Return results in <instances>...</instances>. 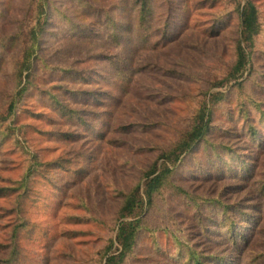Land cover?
Returning <instances> with one entry per match:
<instances>
[{"label": "rangeland", "instance_id": "obj_1", "mask_svg": "<svg viewBox=\"0 0 264 264\" xmlns=\"http://www.w3.org/2000/svg\"><path fill=\"white\" fill-rule=\"evenodd\" d=\"M246 1L153 0L152 19L142 28L132 3L42 0L49 23L25 63L31 70L23 67L17 86L30 32L37 26L38 0H0V56L5 59L0 66V264H104L110 240L108 256L118 254L121 195L138 189L145 199L146 174L155 164L157 171L174 168L158 157L175 146L217 95L222 97L211 107L214 131L207 140L237 145L249 156L253 174L246 177L238 164L224 177L207 179L200 160L182 161L153 196L123 264H175L176 239L225 257L228 264L239 259L264 264V216L258 214H264V147L223 132H239L243 112L264 141V0H249L259 24L252 46L242 41L237 19ZM169 12L172 27L165 32ZM109 14L131 27L129 42L104 36L105 22L92 26ZM74 25L93 28L99 36L71 37ZM238 43L248 60L243 73L215 86L234 64ZM117 71L125 78L119 88L106 83ZM24 84L25 92L17 95ZM88 91L99 103L74 102L72 93ZM11 102L15 108L8 115ZM62 106L83 111L86 126L77 117H62ZM212 201L246 212L247 205L256 206L259 224L246 233L250 243L240 252L232 251L226 234L208 236L209 224L200 226L191 218L198 211L208 214ZM239 218L230 214L231 220ZM14 230L21 233L13 253Z\"/></svg>", "mask_w": 264, "mask_h": 264}, {"label": "trees", "instance_id": "obj_2", "mask_svg": "<svg viewBox=\"0 0 264 264\" xmlns=\"http://www.w3.org/2000/svg\"><path fill=\"white\" fill-rule=\"evenodd\" d=\"M122 6H130L132 3L130 10H133L134 16H136V24L137 26H141L142 28H147V22L152 19V1L153 0H121ZM42 0H38V20L36 28H33L30 32V40L31 45L28 49H26L24 53V61L21 65L17 73V78L19 79V83L17 86H20L22 83V74H23V67L26 72L31 70V65H26L25 63L30 59L35 49V44L38 41V37L41 34V31L44 30L46 24L49 23L48 17L44 18V5H42ZM128 4V5H127ZM171 4V3H170ZM49 9L48 1L45 4ZM171 11L173 10L172 4L169 8ZM170 11V12H171ZM184 11V9H182ZM169 12V19H165L163 22V30L167 32V30L172 27L171 21V14ZM131 13V12H129ZM174 14V13H173ZM43 17V18H42ZM104 19L101 21V18L94 23L92 26L94 28L100 23L105 22V32L104 36L108 39H112L113 41H120V40H127L129 38L128 33L131 30V27L126 24H121L114 15H103ZM149 17V20H148ZM42 19V20H41ZM238 22L240 24V37L244 43L248 46L253 45L254 37L259 32V24H258V17H257V9L253 2L246 1L244 5L238 9ZM177 23L179 21H173V27H178ZM75 26V25H74ZM250 29H247V27ZM246 27V28H245ZM120 29H123L124 33L120 34ZM71 37H76L77 39H93L97 35L93 28H86L81 27V25H76L70 31ZM166 35V33H164ZM177 35V34H175ZM114 38V39H113ZM130 40V39H129ZM128 41V40H127ZM129 42V41H128ZM129 45V44H128ZM103 57V56H102ZM4 56H0V66L3 64ZM248 63L247 55L244 53L240 43L237 45V58L232 65L229 73L227 76L216 83L215 86H219L221 84L226 83L227 81L241 75L243 70L245 69ZM118 72V71H117ZM78 77L85 76L81 73H75ZM94 74L88 75V81H92ZM112 76V77H111ZM110 78L107 80V84L115 85L116 87H121V82L125 79L122 76L121 72L116 73V75H111ZM115 78V79H114ZM85 80V79H84ZM26 90V84L22 86L17 92V95L21 96ZM69 92V91H66ZM95 94L92 91H88L86 93H72V98L74 99L75 103L79 104H87L91 101L93 103H99L97 99V95L95 98L92 99ZM222 95H217L214 97V101L212 102L215 105V101L217 102ZM53 99V98H52ZM212 105V106H213ZM206 109V106L200 110L199 114L197 115L193 125L190 129L178 140L175 146L170 149L169 151L162 153L158 159H162L168 164L172 165L174 168L171 169L168 166H163L157 171L156 164L150 169V171L146 174V178L149 179V182L146 185L145 190V199L143 200L140 197L138 189L136 191H130L129 193L122 194V204L120 209L117 213V234H116V241L119 243L121 249L120 252L116 255H109L108 251L113 246V241L110 240L108 246L104 249V255H107L104 264H123L126 257L129 253L132 252L133 247L136 244L137 236L139 235L140 231L142 230V221H143V214L147 211V209L152 205L153 196L158 192V190L164 185V183L168 180L169 177H172L173 173L175 172L176 168L183 162L188 161H201L200 171L206 172L207 179L209 178H219L224 177L227 175V172H231L233 166H237L241 168L243 171V175L246 177L251 176L253 174V170L248 167L250 164V159L248 155L240 154V150L237 149V145L235 144H213L207 140V135L210 134L213 130L212 126V109L211 107ZM15 108V102H11L8 109L7 114L10 115ZM62 113V117H65L67 120H72L74 117H77L79 123L82 126H86V122H84V115H86L83 111L71 109L68 106H62L58 109ZM240 119L237 123H242V126H237L240 129L239 132L233 133L228 131H223L224 133L230 134L232 137H240L246 136L250 138V140L257 145V147H264V141L258 140V130L251 124V119H248V116L240 112ZM230 121L232 119L230 118ZM264 121V118H263ZM236 123V124H237ZM261 138H263L261 136ZM260 142V143H259ZM183 156L182 160L180 158ZM245 160V162L243 161ZM231 163V168L226 170L225 167L227 163ZM242 165V166H241ZM243 168H245L243 170ZM252 173V174H251ZM4 191H0V196L3 194ZM23 196H27L26 191ZM24 197L22 199H26ZM192 205L196 204V202L192 199L190 202ZM19 204V203H18ZM208 205H211L209 213L206 214V211H198L196 213H192L191 218L195 219L197 224L203 226V223L206 222L209 224L208 228H204V231L211 235L214 234H226L228 236L229 242L232 245L233 252H240L245 245L247 246L250 243L248 239V235L252 227L257 226L259 224V219L257 220L256 215V206L255 205H247L248 207L245 210H249L252 212L242 211V207L239 205H224L219 202H209ZM20 210V208H18ZM238 214L239 215V223L230 219V214ZM255 215H254V214ZM260 214V219L264 216V214ZM137 216H141L140 219H133ZM131 218L132 220L128 222H124V219ZM244 224V230L239 225ZM23 227V226H20ZM219 229H222L221 231ZM217 230V231H216ZM20 231L14 230V235H12L11 240L13 241V253L16 248L15 242L17 241L18 235ZM248 233V235L246 234ZM174 246L178 248L176 253V257L173 258L175 264H228L225 257H221L218 254H204L202 251L196 249L194 245H190L185 241H180L178 239L174 240ZM184 260V261H183ZM229 264H241L240 259L234 260Z\"/></svg>", "mask_w": 264, "mask_h": 264}]
</instances>
